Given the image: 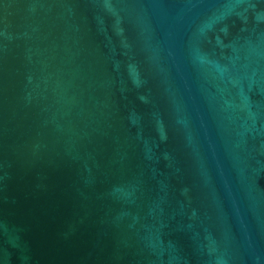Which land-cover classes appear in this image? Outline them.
Masks as SVG:
<instances>
[{
  "label": "water",
  "instance_id": "95a60500",
  "mask_svg": "<svg viewBox=\"0 0 264 264\" xmlns=\"http://www.w3.org/2000/svg\"><path fill=\"white\" fill-rule=\"evenodd\" d=\"M0 264H264V0H0Z\"/></svg>",
  "mask_w": 264,
  "mask_h": 264
}]
</instances>
